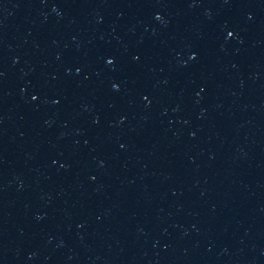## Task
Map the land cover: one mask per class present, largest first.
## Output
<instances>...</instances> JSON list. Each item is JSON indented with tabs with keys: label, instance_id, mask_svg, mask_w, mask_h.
Wrapping results in <instances>:
<instances>
[{
	"label": "water",
	"instance_id": "obj_1",
	"mask_svg": "<svg viewBox=\"0 0 264 264\" xmlns=\"http://www.w3.org/2000/svg\"><path fill=\"white\" fill-rule=\"evenodd\" d=\"M0 264H264V0H0Z\"/></svg>",
	"mask_w": 264,
	"mask_h": 264
}]
</instances>
